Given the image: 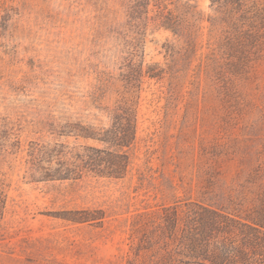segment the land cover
Masks as SVG:
<instances>
[{
	"label": "rangeland",
	"instance_id": "1",
	"mask_svg": "<svg viewBox=\"0 0 264 264\" xmlns=\"http://www.w3.org/2000/svg\"><path fill=\"white\" fill-rule=\"evenodd\" d=\"M141 1L0 0V264H147L161 217L194 204L227 212L235 264H264L250 221L264 192V49L231 82L198 75L208 22L193 57ZM149 67L173 70L150 79ZM117 105L137 115L124 179L74 157L110 148L98 139Z\"/></svg>",
	"mask_w": 264,
	"mask_h": 264
},
{
	"label": "trees",
	"instance_id": "2",
	"mask_svg": "<svg viewBox=\"0 0 264 264\" xmlns=\"http://www.w3.org/2000/svg\"><path fill=\"white\" fill-rule=\"evenodd\" d=\"M210 1L213 16L206 18L191 0H153L156 9L153 24L183 40L185 52L195 57L203 49L202 24L208 22L210 27L206 48L209 54L205 60L200 59L197 74L210 70L217 80L231 82L232 77L238 76L246 67L250 58L264 49V0ZM141 2L138 3L143 7L152 1ZM170 53L172 58L180 55L174 48L170 49ZM183 61L191 63L192 58L188 56ZM172 70L170 67L167 70L149 67V78L163 79ZM109 114L112 127L98 140L110 148L99 150L87 147L82 154L74 157L89 172L124 179L131 162L123 149H129L135 141L137 115L126 105H117ZM3 186L0 179V217L7 198ZM256 208L255 217L250 221L257 229L264 231V192ZM171 215L170 220L166 216L161 217L158 241L152 238L143 241L147 246L143 249L149 254L147 264H235V258L240 259L239 254L243 255L234 245L221 239L229 221L233 222L225 210L194 204L187 209L175 206ZM251 254L258 255L255 251ZM244 262L249 264L247 258ZM128 264L134 263L130 261Z\"/></svg>",
	"mask_w": 264,
	"mask_h": 264
}]
</instances>
